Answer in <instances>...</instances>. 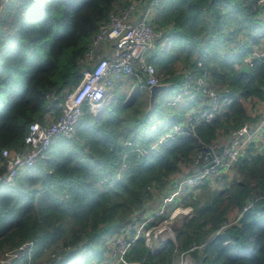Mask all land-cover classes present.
<instances>
[{"label": "trees", "instance_id": "16d2710c", "mask_svg": "<svg viewBox=\"0 0 264 264\" xmlns=\"http://www.w3.org/2000/svg\"><path fill=\"white\" fill-rule=\"evenodd\" d=\"M166 1L167 6L158 10L160 0L151 23L162 30L168 47L148 56V62L161 69L179 58L194 76L207 71L215 84L244 97L264 98V56L254 59L247 72L234 66L264 36V8H257L256 0ZM128 2L8 0L0 23V151L7 148L12 154L23 145L30 122H43L46 114L59 112L54 104L62 99L65 87L79 82L78 58L92 35L110 12ZM240 36L243 42L234 52L232 44ZM170 76L173 82L182 81L175 71L162 81L168 82ZM175 87L170 96L179 89ZM114 96L96 118L84 105L74 136L54 139L43 156L20 170L11 183H0V255L30 245L23 262L11 264H35L58 244L71 250H63L57 260L46 258L48 264H64L79 250L85 252L84 258L70 264L99 261L106 236L150 199L147 187L161 190L179 162H191L198 152L204 156L203 146L249 119L243 105L234 101L211 122L196 125L193 134H174L137 156L121 143L130 139L147 147L181 121L196 99L177 108L155 100L153 109L146 111L137 98L124 102L123 94ZM260 143V152L251 143L216 184L203 180L196 196L190 193L191 198L181 199L180 205L189 206L191 215L176 230L174 241L152 253L138 238L124 259L172 264L176 253L203 243L199 264H264V135ZM123 159V173L110 179ZM1 161L0 153V173ZM245 201L252 205L241 211ZM237 213L241 215L236 223L218 230L224 219Z\"/></svg>", "mask_w": 264, "mask_h": 264}, {"label": "built area", "instance_id": "2783aa9c", "mask_svg": "<svg viewBox=\"0 0 264 264\" xmlns=\"http://www.w3.org/2000/svg\"><path fill=\"white\" fill-rule=\"evenodd\" d=\"M7 2L8 0H0V23ZM159 2L160 0H129L126 6L110 12L106 20L99 24L87 50L78 58L81 72L79 82L54 104L59 112L46 115L43 122L37 120L30 122L23 136V145L12 154L7 148L1 149V165L4 166V171L0 173V183H11L20 170L33 165L43 156L54 139L74 136L75 126L83 113L84 105H87L94 118L98 117L109 92L118 80L129 79L135 87L145 90L151 85L163 82L154 65L147 61L148 52L163 35L162 30L155 28L151 23ZM255 2L257 8H264V0ZM242 42L243 38L240 36L232 44L234 52ZM262 56H264V36L258 43L253 44L251 51L234 66L239 69L241 65H246L249 68L254 59ZM175 73L181 75V86L173 95L165 98L163 104L174 107L186 100L196 99L197 105L190 108L181 121L150 141L147 147L130 139L121 143L123 147H129L136 152L137 156L145 154L149 149L157 148L174 134H193L196 125L211 122L221 112L226 111L234 101L240 102L245 110H252L249 115L251 114L255 120L245 121L225 140L218 137L212 141L208 148L224 143L219 158L212 157L208 160L205 155L198 152L192 157L187 171L170 176L161 190L147 187L151 195L156 196V204L151 207L149 199H144L129 219L106 236L102 243V258L93 264H143L141 260L124 259V254L138 238H142L145 245L154 251L157 240L165 241L167 237L172 236L170 225L174 217L191 214L189 206L177 205L183 197L189 193L195 194L194 191L203 180H208L214 185L221 174L229 172L230 167L237 162L239 156L251 143L255 147V152L261 151L260 141L264 135V98L244 97L230 91L225 85L215 84L207 71L194 76L189 66L179 65ZM125 153L124 151V156ZM125 166L123 159L110 179H118ZM251 205L252 201H245L241 211ZM240 215L241 213H237L228 216L220 223L218 230L236 223ZM29 246L24 243L12 250L4 251L0 255V264H11L14 260L23 261L24 257L30 254ZM202 249L203 243L191 244L186 251L180 253L191 251L201 253ZM63 250H71V247L60 244L50 247L46 250V258L57 260ZM48 263L47 261L46 264ZM175 264H185V262L179 259Z\"/></svg>", "mask_w": 264, "mask_h": 264}, {"label": "rangeland", "instance_id": "374dc122", "mask_svg": "<svg viewBox=\"0 0 264 264\" xmlns=\"http://www.w3.org/2000/svg\"><path fill=\"white\" fill-rule=\"evenodd\" d=\"M167 4H168V1H166V0H163V2L160 4V6H159V8H158V10H161L162 9V7H164V6H167ZM156 10V9H155ZM155 13H156V11L154 12V14L153 15H155ZM158 14V13H157ZM168 47V42H167V39L165 38H162V39H160V40H158L156 43H155V46L153 47V49H151L149 52H148V55H147V57L148 56H151L152 54H154V53H157V52H159V50H162V49H166ZM236 64V63H235ZM234 64V65H235ZM179 65H181V59H179V58H172L171 59V61L169 62V64H168V66L166 67V68H158L157 67V71H158V73L161 75V77H162V79H166V75H168L169 73L170 74H172V72L173 71H175L176 70V67H178ZM170 77H172V76H170ZM169 77V81L168 82H171V84L167 87V88H165L163 91H161V92H159L158 93V95H157V97H156V104H158V102L160 101V100H163L165 97L166 98H168L169 96H170V92L171 91H173V90H175V86H177V87H180L181 86V82L180 83H178V81H175V82H173V77L172 78H170ZM121 84V83H120ZM75 86V85H74ZM73 88V86H71V87H69V86H67V87H65L63 90H62V94H65V93H67V92H69L71 89ZM138 90H137V88H135V87H133V85L132 84H130V85H128V87H127V89L125 90V93L123 92V93H121V91H120V89L119 88H114V89H112L111 90V92H109V95H108V97L106 98V100H105V102H104V104L105 105H107L109 102H111V101H113L114 100V98H115V96H114V94L115 93H121V94H123L124 96H125V98H124V102H129L132 98L134 99H136L137 97H135V94H136V92H137ZM134 99V100H135ZM138 99V102H139V106L140 107H147V97H146V95H145V93L144 92H141L140 93V95H139V97L137 98ZM157 108H158V106H156V108H155V110H157ZM226 136V135H225ZM221 137H224V136H221ZM182 162H184V161H182ZM178 170V169H177ZM171 175V174H170ZM211 183V182H210ZM214 184H216V182L214 183ZM211 186L213 185V183H211L210 184ZM198 190H199V188L197 187V189L194 191L195 192V196H196V194H197V192H198ZM190 194V193H189ZM188 194V195H189ZM188 195H186L184 198H186V200L187 199H189V198H191V197H189ZM183 198V199H184ZM177 205H179V203L177 204ZM179 206H181V205H179ZM183 207V206H182ZM191 215V214H190ZM189 215V216H190ZM130 217V216H129ZM129 217H128V219H129ZM187 217L188 216H186V215H182L181 214V216L179 215V216H175L174 217V219L172 220V222H171V225H170V230L172 231V236L171 237H167L166 238V240L165 241H163V240H157L156 242H155V247L153 248V250L154 251H151L152 253H155V250L157 251L160 247H161V245L162 244H164L166 241H168V240H174V236H175V232H176V230L177 229H179V228H181L182 227V225H183V223L185 222V220L187 219ZM114 232V231H113ZM81 250H79V251H77V252H74V253H72L71 255L72 256H74V255H77L78 253H84L85 254V252L83 251V252H80ZM184 254V253H183ZM183 254H181L180 252L179 253H176L175 255H177V259L179 260V259H181V256L183 255ZM194 259V258H193ZM195 260H196V262H197V260H198V258L197 257H195ZM47 260H46V255L45 254H43V255H41L40 257H38L36 260H35V264H43V262H46ZM185 261V260H184ZM23 262V261H22ZM198 262H199V260H198ZM197 262V264H199ZM94 263V262H93ZM92 262L90 263V264H93ZM29 264H31V263H29ZM186 264H193L192 262L191 263H189L188 261L186 262Z\"/></svg>", "mask_w": 264, "mask_h": 264}, {"label": "crops", "instance_id": "0c3cea01", "mask_svg": "<svg viewBox=\"0 0 264 264\" xmlns=\"http://www.w3.org/2000/svg\"><path fill=\"white\" fill-rule=\"evenodd\" d=\"M164 82V81H163ZM121 83V84H120ZM130 84H132L133 85V87H135L134 86V84H133V82L131 81V80H129V79H126V78H122V79H120V80H118L115 84H114V86H113V89L115 88H119L120 89V91H121V93H125V90L127 89V87H128V85H130ZM135 88H137V87H135ZM139 88H137V90H138ZM142 89V88H141ZM141 92H144L145 93V95H146V97H147V90H145V89H142V90H140V93ZM137 93V92H136ZM166 98V97H165ZM164 98V99H165ZM163 99V100H164ZM197 105V100L193 103V105H192V107L193 106H196ZM179 106V105H178ZM178 106H175L174 108H177ZM191 107V108H192ZM188 111V110H187ZM245 111V114L249 117V119L248 120H246V121H254L255 120V118L254 117H252L251 116V114L249 115V113L250 112H252V110H244ZM46 115H48V114H46ZM227 136L228 135H226V136H224V137H222L224 140L227 138ZM254 140L256 139V137H254L253 138ZM253 143H255V141L253 142ZM257 143V142H256ZM189 164H190V162H188V161H184V162H179L178 163V166H177V169L170 175V176H174L175 174H177V173H180V174H182V173H185L186 171H187V169H188V167H189ZM169 176V177H170ZM212 183V182H211ZM156 202H157V198H156V196L155 195H151V197H150V199H149V204H150V206L152 207L153 205H155L156 204ZM180 205V204H179ZM102 255H103V253H102ZM199 255H200V253L199 252H197V254L196 255H194V254H192V253H189V252H187V253H184L182 256H181V259H183V260H185L184 262H185V264H186V262L188 261L189 263H193V264H197V262H198V260H199ZM84 256H85V254L84 253H78L77 255H74V256H72V255H69L67 258H66V260L64 261V264H70V263H78V262H80L83 258H84ZM195 257H197L198 258V260H197V262H196V260H195ZM194 258V259H193ZM178 261V259H177V255H174L173 256V259H172V264H175L176 262ZM92 263L93 262H96V260H92L91 261ZM199 263V262H198Z\"/></svg>", "mask_w": 264, "mask_h": 264}, {"label": "water", "instance_id": "95a60500", "mask_svg": "<svg viewBox=\"0 0 264 264\" xmlns=\"http://www.w3.org/2000/svg\"><path fill=\"white\" fill-rule=\"evenodd\" d=\"M239 70L243 72H247L249 68L246 65H241ZM169 85L170 82H160L148 87L146 111H150L153 109L158 93L163 91ZM223 148H224L223 142L212 145L210 148H208V146H203V150L205 151V156L207 157L208 160H210L212 157L219 158L222 154Z\"/></svg>", "mask_w": 264, "mask_h": 264}]
</instances>
